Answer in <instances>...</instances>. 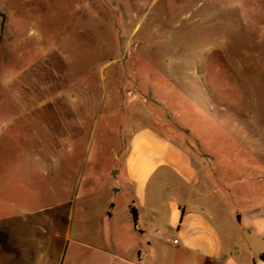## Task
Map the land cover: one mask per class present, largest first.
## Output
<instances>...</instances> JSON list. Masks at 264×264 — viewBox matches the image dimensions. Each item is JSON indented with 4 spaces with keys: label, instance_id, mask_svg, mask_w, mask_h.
Instances as JSON below:
<instances>
[{
    "label": "rangeland",
    "instance_id": "374dc122",
    "mask_svg": "<svg viewBox=\"0 0 264 264\" xmlns=\"http://www.w3.org/2000/svg\"><path fill=\"white\" fill-rule=\"evenodd\" d=\"M143 128L220 175L227 253L264 264V0H0V264H212L138 232Z\"/></svg>",
    "mask_w": 264,
    "mask_h": 264
},
{
    "label": "crops",
    "instance_id": "0c3cea01",
    "mask_svg": "<svg viewBox=\"0 0 264 264\" xmlns=\"http://www.w3.org/2000/svg\"><path fill=\"white\" fill-rule=\"evenodd\" d=\"M124 173L121 190L130 192V208L137 212L142 236H147V218L152 215L160 225L175 230L187 252L212 264H236L226 243L241 235L222 223L215 185L220 175H199L191 155L152 128L132 136ZM166 192L168 199L163 196ZM251 224L252 231L264 236V212L257 213Z\"/></svg>",
    "mask_w": 264,
    "mask_h": 264
},
{
    "label": "trees",
    "instance_id": "16d2710c",
    "mask_svg": "<svg viewBox=\"0 0 264 264\" xmlns=\"http://www.w3.org/2000/svg\"><path fill=\"white\" fill-rule=\"evenodd\" d=\"M132 211V216H133V222L135 223V226H137V220H138V215L135 209H131ZM262 260H264V255L262 256Z\"/></svg>",
    "mask_w": 264,
    "mask_h": 264
}]
</instances>
